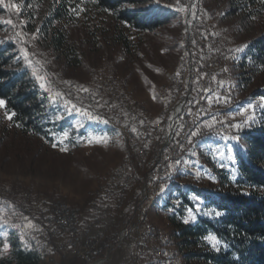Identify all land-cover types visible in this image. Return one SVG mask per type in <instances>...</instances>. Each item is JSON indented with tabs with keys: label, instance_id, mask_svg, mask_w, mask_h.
Instances as JSON below:
<instances>
[{
	"label": "rangeland",
	"instance_id": "374dc122",
	"mask_svg": "<svg viewBox=\"0 0 264 264\" xmlns=\"http://www.w3.org/2000/svg\"><path fill=\"white\" fill-rule=\"evenodd\" d=\"M24 1L6 0V3L21 5L19 15L15 10L5 7L11 11V19L17 24L20 20L29 22L22 14ZM160 1L176 5V0ZM181 2L189 6L195 5L196 16L193 17L191 12H178L179 20L169 24L164 31L152 38L146 59L126 54L119 45H108L103 41L91 44L81 29L72 27V39L84 50L85 61L82 65L67 67L50 49L43 46L39 38L32 40L28 37L29 51L36 53L35 59L45 61L44 71L50 74L53 89L65 94L70 92L71 95L66 98L78 108H86L93 115H100L110 121L109 124H103L89 120L75 110H68L63 100L53 104L48 98L49 94L42 90L50 105L60 109L58 115L64 117L62 120H69V125L64 129L70 132V140L66 142L68 151L61 152L58 148L51 147V143L62 133L55 135L52 141L22 135L9 125L0 109V201L10 203L14 198L25 196L29 190L34 195L28 202V213L44 217L50 200L46 196H37V193H51L54 196L52 205L57 202L67 203L77 211L78 226L86 236L99 239L101 246L104 238L107 239L106 246L114 245L109 264L113 253L124 246H128V253L123 264H129L134 249L132 236L126 237L121 244L117 240L122 230H127V233L132 231L135 215L140 208L147 213L148 223L154 229L152 233L167 236L164 242L159 243L164 247L160 256L162 264H185L180 255L174 252L175 241L172 239L170 223L172 212L166 208V202L172 196V187L192 184L216 190L219 187L217 169H231L235 154L242 147L239 132L252 129L264 111L261 106L264 96L254 95L255 92L264 90V80L250 86L247 92H242L236 89L234 74L231 71L229 73L228 69L227 72L224 71L225 63L229 58L237 56L239 52L235 49L242 48L244 43L231 35L229 28L221 20L223 7H218L211 0ZM171 8L175 10L174 7ZM43 13L45 7L36 13L39 18L34 30H30L27 23V33L39 34ZM7 19L9 18L0 17V21ZM0 24L1 39L14 35L15 29ZM193 40L196 41L195 44L192 43ZM6 43L15 45L17 59L31 71L19 53V45L10 41ZM166 45L175 48L167 50ZM202 74L206 75L196 83L197 77ZM213 77L216 79L213 80ZM65 80L71 81L74 86L84 85L90 92L77 93L75 87L70 88L62 82ZM218 81H222L223 86ZM206 88H211L213 92L205 93L203 89ZM153 92L157 97L155 100L152 99ZM91 93H96L97 99L102 98L101 103L107 101L109 105L117 107L97 108L95 101L91 99ZM214 93L221 95V102L209 105L204 97ZM225 96L229 98L226 104L223 103ZM197 104H200L198 120L185 129L190 116L188 110L191 108L193 113ZM249 104L255 105V111L250 109L241 115V111ZM179 106H182V110L177 115ZM120 116L122 123L117 122ZM249 117L252 119L249 120ZM213 118L224 123H216ZM141 120L144 121L143 127L139 124ZM202 121L213 124V127L204 126ZM236 123L242 125L241 129L228 126ZM133 125L139 132L138 137L133 134L134 142L128 137V128ZM197 125H200L199 134L189 144L187 138L191 131L196 130ZM177 131L181 132L179 137L175 136ZM90 134L107 135L108 145L89 146L87 139ZM232 136H238L239 139L233 140ZM180 139H185L187 143H183V150L180 148L177 154L173 152V148ZM135 151L142 157H136ZM177 159L181 160L179 165L167 167L169 162L174 163ZM127 161L130 163L129 173L134 180L125 191V196L105 199L100 193L107 191L110 180ZM159 168L164 169L163 176H158ZM156 180L159 186L154 192L152 186ZM128 184L129 182L122 186V192ZM7 205H4L2 215L9 224L2 227L7 230L19 229L20 235L24 234L28 242L27 234L33 229L24 227V217L27 216L34 224L33 217L8 212ZM199 212L202 216L208 214V211L201 212V207ZM12 224H19L21 228H12ZM43 227L45 226L42 224L41 228L44 229ZM152 236L150 244L155 246ZM52 237L55 245L47 237L44 238V245L29 242L30 247L25 246L37 264H59L61 261L76 264L78 259L81 260L72 254H63L56 237Z\"/></svg>",
	"mask_w": 264,
	"mask_h": 264
},
{
	"label": "trees",
	"instance_id": "16d2710c",
	"mask_svg": "<svg viewBox=\"0 0 264 264\" xmlns=\"http://www.w3.org/2000/svg\"><path fill=\"white\" fill-rule=\"evenodd\" d=\"M211 1L223 7L221 20L230 34L244 43L243 50L225 64L229 73L234 74L236 89L247 92L250 86L264 80V0ZM78 2L74 0L72 6ZM163 5L169 4L160 1L157 5L154 0H96L86 3L87 11L77 19L68 12V0H25L22 14L29 19V29L34 30L39 18L36 13L45 7L38 38L65 66L75 67L83 64L85 54L81 45L72 39V27L81 29L91 44L103 41L108 45H119L126 54L146 59L152 38L179 20L177 11ZM1 16L12 18L11 11L3 5H0ZM15 48L12 43L0 44V99L6 101L8 112L16 113L13 120L8 121L9 125L22 135L52 141L55 135L64 132L69 120L55 121L60 109L50 105L31 71L17 59ZM166 48L175 46L166 45ZM254 95L264 96V90ZM4 111L2 109L3 115ZM17 124L21 126L17 127ZM239 137L242 147L236 152L231 169L216 171L219 177L216 190L192 184L174 185L171 189L172 196L166 202V208L172 212L174 252L185 264H264V111L254 127L239 132ZM33 195L27 190L25 196L10 201L12 207L6 210L29 214L28 202ZM37 196L48 197L49 208L44 213L50 212L54 196L51 193H37ZM197 205L201 212L208 211V214L202 216L196 211ZM189 209L196 219L185 224L183 221L189 217ZM216 210L224 214L216 217ZM29 215L40 230L27 234L28 244L44 245L45 239L41 237L44 233V238H50L55 245L44 217ZM209 234L222 241L220 251L213 250L205 240ZM5 241L11 245L7 251L2 250ZM106 242L104 238L103 248L107 247ZM77 261L76 264H85ZM0 264H37L32 253L21 243L19 229L7 230L0 226ZM59 264L66 263L61 261Z\"/></svg>",
	"mask_w": 264,
	"mask_h": 264
},
{
	"label": "snow or ice",
	"instance_id": "6c2138e0",
	"mask_svg": "<svg viewBox=\"0 0 264 264\" xmlns=\"http://www.w3.org/2000/svg\"><path fill=\"white\" fill-rule=\"evenodd\" d=\"M74 0H68V12L71 15H74L77 19L80 17L81 13L87 11L85 4L88 2H92L95 3L96 0H79L78 3H76L75 7L72 6ZM155 3L157 5L160 4V0H155ZM0 5H4V7L8 8V9H13L16 11L17 15L20 14L21 12V5L17 4L15 2H8L6 3V0H0ZM164 7H174L175 11L177 12H182V13H189L191 12V15L193 17L196 16V12H195V5H185L182 4L181 0H176V5H163ZM28 7H31V5L29 4ZM105 11H107V9H105ZM252 19L254 20L255 17H252ZM0 23L6 24L11 26L12 29H15L14 35L12 36H7L4 39H0V44H4L6 42H13L17 45H19V53L22 54L23 60L25 61V64L27 67L31 68V72H32V76L34 77V79L38 82V87L43 90V92L48 93L49 96L48 98L51 100V102L53 104L57 103L58 100H63L64 101V105L66 108H68V110H75L78 113H81L84 116H87L89 120H92L94 122H98V123H103V124H109L110 121L109 119H105L100 115H93L91 112H89L86 108H78L76 104L72 103L71 100L67 99L66 96L67 95H71V93L69 92L68 94H65L61 91L58 90H54L51 84V81L49 79V75L47 72L44 71V63L45 61H42L40 59H35L36 57V53L35 52H30L29 51V47H28V37L30 36L32 40H36L38 39V35L36 33H27L25 31V28L27 27V23L28 21L25 20H20L19 24H17L16 22L13 21V19L9 18L5 21H0ZM193 44L196 43L195 40L192 41ZM246 47V45H245ZM243 49L238 47L235 49L236 52H241ZM165 51V50H162ZM199 71V70H198ZM225 72H227V68L224 69ZM177 75H180V73H176ZM206 74H202L200 76L197 77L196 83L199 82L200 79H203V76ZM216 78L213 77V80H215ZM64 84L68 85L70 88L71 87H75L77 93H89L90 89L84 85H79V86H74L72 84L71 81L65 80L62 81ZM218 83H220L221 86H223V82L222 81H218ZM203 91L205 93H211L213 92V90L211 88H206L203 89ZM97 94L96 93H91V99L93 101H95V105L97 108H103L105 106L109 107V108H116L117 106L112 104L109 105L107 103V101H104L103 103H101V99H97ZM157 97L155 95V93L153 92L152 95V99L155 100ZM205 99H207L209 105H211L212 103H220L221 102V95L219 93H214L211 96H205ZM229 102V98L228 97H223V103H228ZM191 103V102H189ZM262 107H264V103L261 104ZM0 109H5L4 111V116L5 119L8 121H12L13 118L15 117L16 113L13 112H8L6 110V101L4 99H0ZM252 110L253 112L255 111V105L249 104L246 108H244L241 111V115H244L245 113H247L249 110ZM188 114L191 115L192 114V109L189 108L188 110ZM199 114V113H198ZM125 116H127V113H124ZM64 117L62 115H56L55 117V121H59L62 120ZM181 119H183L181 117ZM252 117H249V120H251ZM213 120L216 123H224L223 121H216L215 118H213ZM158 122V121H157ZM139 124L141 127H143L144 125V121L141 120L139 121ZM201 124H204V126L208 127V128H212L213 124L211 123H206V122H201ZM17 127H20L21 125L17 124ZM81 125H77V127H80ZM125 126H127L125 124ZM229 127L239 130L241 129L242 125L239 123L236 124H230L228 125ZM130 131L132 134L136 135L137 137L139 136V132L138 129L135 125H133L130 128ZM181 131H182V127H181ZM200 131V125H197L196 130L191 131L190 135L188 136V143L191 144L193 142V138L196 137L199 134ZM181 134L180 131H177L175 133L176 137H179ZM231 139L233 140H238L239 137L238 136H232ZM70 140V132L68 131H64L62 132V134L58 137L55 138V142L51 143V147L53 149H59V151L61 152H66L68 151V146L66 144V142H68ZM109 143V137L107 135L101 134V135H92L90 134L89 138L87 139V144L89 146H93L94 144H100V145H104L107 146ZM177 143L179 144V141H177ZM180 148L183 150L184 145L180 144L179 145ZM145 147H147V145H145ZM220 155L222 156L223 153H220ZM181 163V160L177 159L173 162H169L167 167L172 168L174 165H179ZM209 179H213L212 177H209ZM198 199V198H197ZM8 204V207L11 208L12 205L8 202L5 201H0V226H4V225H8L9 221L7 219L4 218V216L2 215V213L5 211L4 205ZM189 217L187 219H185L183 222L185 224L189 223L190 221H194L196 219L195 215H193L192 210L189 209ZM196 211H199V205H197ZM224 213L220 210H216L214 215L216 217H219L221 215H223ZM24 220L26 221V224L24 225V227L29 228V229H33L36 231H39V227L35 224H33V222L27 217H24ZM12 228H21V225L19 224H12L11 225ZM5 235H7V233H5ZM205 240L208 242V244L210 245V247L215 250V251H220L221 250V244L222 241L215 235H211L209 234L208 236L205 237ZM20 241L22 244H24L26 247H30V245L28 244V242L25 240V236L24 234L20 235ZM226 247V245H224ZM11 247L10 243H8L7 241L2 243V250L3 251H7L9 250ZM164 255H167V253H164Z\"/></svg>",
	"mask_w": 264,
	"mask_h": 264
},
{
	"label": "built area",
	"instance_id": "2783aa9c",
	"mask_svg": "<svg viewBox=\"0 0 264 264\" xmlns=\"http://www.w3.org/2000/svg\"><path fill=\"white\" fill-rule=\"evenodd\" d=\"M191 106L193 107V105ZM198 113H200V110H198L197 104L194 106V112L189 116L186 122L185 129L189 127L190 121L198 120ZM117 122L122 123L121 116ZM128 137L134 142V136L129 128ZM183 143L186 144L187 141L185 139H180L179 144L176 142L173 152L179 154V145ZM138 154L140 153L135 151L136 157H138ZM129 165V161L123 163L120 170L116 171L113 178L110 180V186H108L107 191L100 193V195L108 200H112L115 196L122 198V186L134 180V177L129 176ZM157 173L159 174L158 176H163L164 169L159 168ZM157 187L158 180H156L155 184L152 186L154 192ZM75 213V209L72 208L60 209V202H57V205H52L51 211L44 216V223L51 234L56 237L61 252H63V254H72L79 257L85 264H109L110 253L114 245L110 244L106 248H103L99 239L86 236V233L82 229H74ZM144 230V210L140 208L135 215L132 231L127 233V230H122L117 240L118 244H121L126 237L132 236L134 249L129 258V264H145L147 258L146 249L148 247L140 245V237H142V231ZM156 240H163L161 235L157 232Z\"/></svg>",
	"mask_w": 264,
	"mask_h": 264
},
{
	"label": "bare ground",
	"instance_id": "6f19581e",
	"mask_svg": "<svg viewBox=\"0 0 264 264\" xmlns=\"http://www.w3.org/2000/svg\"><path fill=\"white\" fill-rule=\"evenodd\" d=\"M75 86H79V85H75ZM200 109V104H198V110ZM182 110V106H179L176 110V114L178 115V112H181ZM192 122V123H191ZM196 121H190V124L194 125ZM190 128V127H189ZM144 155V154H143ZM139 157H142V155H138ZM150 163V162H149ZM129 176L132 177L129 173ZM133 180H131L128 184V186L123 189L122 192V198L125 196V191L129 188L130 183H132ZM159 186V184H158ZM53 205H57V203L53 204ZM67 208H71L67 203H62L60 202V209H67ZM76 211V210H75ZM147 214V213H146ZM145 214L144 212V219H145V230L142 231V237H140V245H145L148 248L146 249V260H145V264H162V259H160V256L163 252L164 247H161V245L159 243L164 242L167 239V236L165 234H160L163 240H156V233H152L153 232V227H151V225L148 223V216ZM74 229H80L78 226V213L76 211L75 213V221H74ZM159 234V233H158ZM153 235V236H152ZM155 240L156 245L155 246H151L150 244V239ZM41 237L44 238V233L43 236L41 234ZM46 241V240H45ZM48 242V241H47ZM47 244V243H46Z\"/></svg>",
	"mask_w": 264,
	"mask_h": 264
},
{
	"label": "crops",
	"instance_id": "0c3cea01",
	"mask_svg": "<svg viewBox=\"0 0 264 264\" xmlns=\"http://www.w3.org/2000/svg\"><path fill=\"white\" fill-rule=\"evenodd\" d=\"M128 253V246L119 248L113 253V258L110 261V264H123Z\"/></svg>",
	"mask_w": 264,
	"mask_h": 264
}]
</instances>
